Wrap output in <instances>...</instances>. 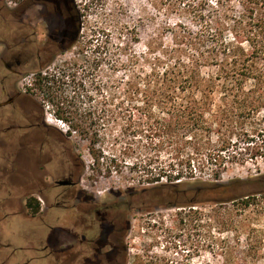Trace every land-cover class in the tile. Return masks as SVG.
<instances>
[{
    "label": "rangeland",
    "instance_id": "374dc122",
    "mask_svg": "<svg viewBox=\"0 0 264 264\" xmlns=\"http://www.w3.org/2000/svg\"><path fill=\"white\" fill-rule=\"evenodd\" d=\"M9 1L11 7L18 2L0 0V16H3L2 6L7 7ZM67 2L70 13L78 18L76 26L79 22L75 44L52 56L43 66L42 76L46 79L42 90L34 84L39 70L34 60L17 76H7L0 61V101L16 91L31 106L40 108L41 124L55 133V136H47L41 130L35 136L45 144V160H51L46 173L57 180L68 171H75L72 180L75 186L67 191V196L56 200L55 193L62 189L47 190L46 185L53 186L52 181L48 177L39 178L41 167L32 169L29 164L23 167L20 155L17 156L13 148L2 147L4 140L0 136V264H22L26 259L29 264H56L51 259L56 236L59 250L75 248L78 244L67 231L73 230L72 226L79 227L77 231L81 229L88 208L108 216L105 222L94 226L97 232L104 235L109 221L120 228L117 252L123 251L125 257L121 259L117 252H108L104 246L102 264H133L135 256L156 264L178 262L185 257L193 264L220 263L222 259L213 255L221 246H232L234 256L242 259L244 248L256 250L255 264H264V194L257 195L246 209H242L239 202L182 208L166 205L195 200L194 190L200 186L199 182L209 185L263 180L264 158H251V154H262L255 135L264 130V108L257 116L237 118L232 113L233 104L225 103L216 93L209 105L210 113L206 115L213 131L200 144L172 145L154 152L149 146L153 138L147 137L145 131L136 130L123 117L119 119L110 113L108 116L114 121L107 123L103 119L100 109L105 107V95L101 88L112 86L117 79L132 72H147L155 56H174L181 31L175 25L189 27L188 19L164 0H72L73 5L70 0ZM17 39L18 36H7L0 18V59L7 58L2 43ZM44 39L45 34L40 31L36 42ZM30 47L21 60L32 55L33 45ZM215 71L216 68L204 70L206 74ZM253 85L254 81H248L244 87L249 89ZM116 102L107 108L116 110ZM130 107L142 108L143 105L126 102L121 109ZM56 110L65 112L69 120L85 127L93 124L92 130L99 134L95 150L101 157L97 163L89 155L87 142L78 133H70L68 125L54 116ZM139 118L135 113L131 122H139ZM218 124L223 126L218 127ZM7 143L18 144V139L12 136ZM222 144H228L224 156L234 155L236 159L221 168L208 165L202 172H198L196 161L191 162L181 179L184 194L167 199L161 193L163 198L152 199L144 191L152 187L144 182L147 174L161 168L176 171L180 169L175 164L178 158L190 156L195 160L197 156H205L207 148ZM197 147L203 149V155L195 154ZM37 184L42 188L41 195L32 188ZM28 195L36 198L43 208L35 218H30L22 205ZM54 202L67 210L45 208L44 205ZM12 212L16 214L7 218ZM56 227L59 229L50 235L51 228ZM108 253L115 261H108Z\"/></svg>",
    "mask_w": 264,
    "mask_h": 264
},
{
    "label": "trees",
    "instance_id": "16d2710c",
    "mask_svg": "<svg viewBox=\"0 0 264 264\" xmlns=\"http://www.w3.org/2000/svg\"><path fill=\"white\" fill-rule=\"evenodd\" d=\"M168 6L188 19L189 27L176 24L180 31L179 48L174 56L167 58L153 57L147 72L142 70L119 78L112 86L104 85V108L100 109L103 119L108 123L114 115L124 118L136 130L148 134L149 146L156 152L163 147L178 144H200L201 140L213 130L208 124L206 115L210 113L209 105L216 93L221 95L225 103L233 104V115L237 118L257 116L264 108V0H164ZM73 5L72 0H70ZM74 8V7H73ZM77 17L72 15L75 24L74 39L68 47L76 42L79 32ZM92 36H96L93 32ZM216 68L213 74L205 73V69ZM41 68L35 74L34 84L40 90L45 86V77ZM61 75V74H60ZM254 81V85L246 89L244 84ZM219 89V90H218ZM117 101V102H116ZM115 109L110 110L112 104ZM137 103L142 108L121 109L125 103ZM51 103V102H50ZM139 114V122H131L135 113ZM59 120L65 122L71 132H76L87 142L88 152L94 162L101 157L95 150L99 141L97 130L93 124L84 126L69 120L65 112H53ZM128 114V115H127ZM132 115V116H131ZM99 119V118H98ZM114 121V120H113ZM222 127V124H218ZM105 125L102 126L104 128ZM216 131V130H215ZM69 133V134H70ZM220 133V131H216ZM260 141L262 154L255 152L251 158H264V130L255 135ZM223 143V142H222ZM226 145V146H225ZM228 144L212 146L205 150V156L177 159L176 171H165L163 168L155 173L147 174L144 182L152 187L144 190L152 199L171 198L184 194L182 177L184 169L190 168L196 161L198 172L208 165L225 167L236 156H224ZM201 147L194 149L196 155H203ZM159 158H156L158 160ZM242 159V158H241ZM242 162V160H240ZM172 163V162H170ZM169 166L170 167V164ZM218 180V174H213ZM192 176H189L190 178ZM165 180V183H162ZM248 183H252L248 184ZM195 188L193 198L188 203H167L168 207H193L212 203L223 205L237 203L242 209L251 205L257 195L264 194V179L254 181L236 180L227 184L212 183ZM192 198V199H193ZM26 214L35 218L40 214V203L33 196L24 200ZM153 203V202H152ZM152 208V207H150ZM232 246L217 247L213 256L220 257V263L200 262L198 264H255L253 256L256 250L244 248V259L234 256ZM119 256L125 257L118 250ZM189 255V252H187ZM216 258V257H215ZM133 264H156L152 260L145 262L141 256L134 257ZM165 264H193L185 257L181 261L170 260Z\"/></svg>",
    "mask_w": 264,
    "mask_h": 264
},
{
    "label": "flooded vegetation",
    "instance_id": "af4514ba",
    "mask_svg": "<svg viewBox=\"0 0 264 264\" xmlns=\"http://www.w3.org/2000/svg\"><path fill=\"white\" fill-rule=\"evenodd\" d=\"M10 3L11 1L6 2L7 7L2 6L3 16H0V18L7 36H18V39L16 42L2 43L4 55L7 58H1L0 61L6 70L7 76L20 75V70L31 63L32 60H34L38 69L43 68L52 56L65 50L73 41L75 24H73L72 14L70 13L71 8L67 0H18L13 7L10 6ZM40 31L44 32L45 39L43 42L38 43L36 41ZM31 45H33L32 55L21 60L20 57L24 55L25 50L31 48ZM40 114V108L31 106L16 91L0 101V136L4 140L2 147L13 148L14 152H17V156L20 155V163L23 167L26 164H29L32 169L36 166L41 167L42 172H38L40 174L38 175L39 178L48 177L52 181L53 186L46 185L47 190L62 189L60 192L55 193L54 197L58 200L67 196V191L75 186L72 180L76 173L75 171H68L64 174V178L59 177L57 180L46 173L51 160H45V144L43 140L35 136L36 132L41 130L47 136H55V133L52 129L43 127ZM12 136L17 137L18 144L8 145L7 142ZM36 186L32 188L41 195L42 188H39L38 184ZM44 206L48 210L53 208L67 210L59 202ZM12 214L16 213L12 212L6 215L7 218ZM84 217L83 220L86 219V221L80 225L81 229L79 231L76 230L79 228L77 226H72L74 229L67 231L68 236L78 244L75 248L59 250L56 245V236L53 244L55 246L52 249L53 255H51V259H54L56 264H102L105 261L101 258V251L104 246L109 249L108 252H117L120 243V228L113 221H109L110 226H107L108 229L103 235L97 232L94 226L103 221L105 222L108 216L101 214L99 210L88 208L84 212ZM57 229L59 227L51 228L50 235L51 233L53 235V232L56 233ZM106 255L109 258L108 261H115L114 257L110 259V253Z\"/></svg>",
    "mask_w": 264,
    "mask_h": 264
},
{
    "label": "crops",
    "instance_id": "0c3cea01",
    "mask_svg": "<svg viewBox=\"0 0 264 264\" xmlns=\"http://www.w3.org/2000/svg\"><path fill=\"white\" fill-rule=\"evenodd\" d=\"M23 201H24V200H23ZM22 205H24V202H23ZM40 212H43V208H41ZM23 248H24V247H23ZM38 249H39V247H38ZM22 264H29V260L26 259Z\"/></svg>",
    "mask_w": 264,
    "mask_h": 264
},
{
    "label": "water",
    "instance_id": "95a60500",
    "mask_svg": "<svg viewBox=\"0 0 264 264\" xmlns=\"http://www.w3.org/2000/svg\"><path fill=\"white\" fill-rule=\"evenodd\" d=\"M64 184H66V183H64Z\"/></svg>",
    "mask_w": 264,
    "mask_h": 264
}]
</instances>
